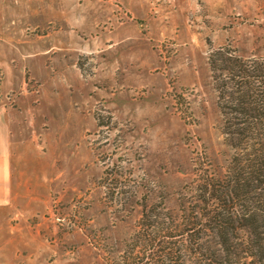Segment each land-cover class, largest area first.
I'll return each mask as SVG.
<instances>
[{
	"label": "rangeland",
	"instance_id": "rangeland-1",
	"mask_svg": "<svg viewBox=\"0 0 264 264\" xmlns=\"http://www.w3.org/2000/svg\"><path fill=\"white\" fill-rule=\"evenodd\" d=\"M210 53L264 64V0H0V264H264L240 225L220 263L186 230L232 178Z\"/></svg>",
	"mask_w": 264,
	"mask_h": 264
},
{
	"label": "trees",
	"instance_id": "trees-1",
	"mask_svg": "<svg viewBox=\"0 0 264 264\" xmlns=\"http://www.w3.org/2000/svg\"><path fill=\"white\" fill-rule=\"evenodd\" d=\"M217 61L218 57L210 53L211 67L220 72L227 69L233 83L230 85L223 78L221 85V94L225 96L222 131L235 150L229 167L232 178L220 188L205 182V203L211 200L217 206L209 212L195 210L185 223L186 230L209 229L217 235L218 247L213 251V260L220 263L229 232L237 225L252 232V241L264 257V64L237 57L224 58V66ZM250 191L255 195L249 197ZM237 197L244 203L252 199L256 205L237 212L234 204Z\"/></svg>",
	"mask_w": 264,
	"mask_h": 264
},
{
	"label": "crops",
	"instance_id": "crops-1",
	"mask_svg": "<svg viewBox=\"0 0 264 264\" xmlns=\"http://www.w3.org/2000/svg\"><path fill=\"white\" fill-rule=\"evenodd\" d=\"M0 109V205L11 201L12 154L8 139V123Z\"/></svg>",
	"mask_w": 264,
	"mask_h": 264
}]
</instances>
